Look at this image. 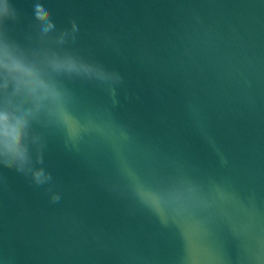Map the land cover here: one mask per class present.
<instances>
[{"label": "water", "instance_id": "1", "mask_svg": "<svg viewBox=\"0 0 264 264\" xmlns=\"http://www.w3.org/2000/svg\"><path fill=\"white\" fill-rule=\"evenodd\" d=\"M5 51L58 96L0 67V264H264V0H0Z\"/></svg>", "mask_w": 264, "mask_h": 264}, {"label": "clouds", "instance_id": "2", "mask_svg": "<svg viewBox=\"0 0 264 264\" xmlns=\"http://www.w3.org/2000/svg\"><path fill=\"white\" fill-rule=\"evenodd\" d=\"M3 11L6 12V9ZM37 11L39 17L43 19V10L38 8ZM0 67L4 68L9 74H17L18 83L23 84L29 94L37 101L49 96L53 98L58 96V93L50 88L34 70L12 58L7 51L3 53V58H0ZM55 67H67L71 70L75 65L71 63L56 64ZM26 128L27 120L25 117L17 116L8 111L0 112V148L3 149L5 155L20 160L23 159L24 153L21 144Z\"/></svg>", "mask_w": 264, "mask_h": 264}]
</instances>
